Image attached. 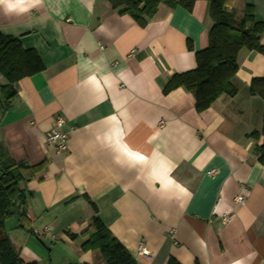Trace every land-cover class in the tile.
I'll return each instance as SVG.
<instances>
[{"label":"crops","instance_id":"obj_1","mask_svg":"<svg viewBox=\"0 0 264 264\" xmlns=\"http://www.w3.org/2000/svg\"><path fill=\"white\" fill-rule=\"evenodd\" d=\"M245 5L263 25L264 48V0L227 11L240 16ZM208 6L160 5L143 27L107 0H0V33L44 65L13 85L9 102L0 94V148L15 163L45 165L22 185L25 223L4 224L24 263L105 264L98 250L81 249L96 216L136 264H264V163L254 153L263 137H251L264 100L249 92L264 77V53L240 51L235 96L202 113L184 88L162 92L196 68ZM56 116L68 137L60 156L44 139ZM242 185L246 201L235 206Z\"/></svg>","mask_w":264,"mask_h":264},{"label":"trees","instance_id":"obj_2","mask_svg":"<svg viewBox=\"0 0 264 264\" xmlns=\"http://www.w3.org/2000/svg\"><path fill=\"white\" fill-rule=\"evenodd\" d=\"M112 9L121 15H128L138 25L143 26L156 16L158 7L165 5L170 9L180 7L192 11L198 0H107ZM208 3V15L212 22L207 33V46L195 53L194 70L174 74L166 82L162 92L168 94L177 88H184L194 97L197 113L207 110L221 95L233 97L236 89L231 81L235 76L237 55L240 51L264 53L260 44L263 25L254 18L252 6L245 5L240 16L227 11L237 0H203ZM44 70V65L36 51L24 49L14 37L0 33V76L7 82L0 86V94L7 103L15 96L13 85L20 79L35 75ZM252 95L264 100V77L253 79L249 88ZM262 126L259 133L252 132L251 137H263L262 144L254 149L260 163H264V108ZM45 169L44 163L30 166L15 163L0 148V264H37L24 263L20 254L14 250L4 230L5 222L17 216L22 226L26 221L27 193L23 184L31 180L36 173ZM70 238L77 236L70 234ZM86 238L81 249L84 252L98 250L105 264H136L130 253L111 234L100 218L93 217L91 225L81 234ZM168 264H178L170 259Z\"/></svg>","mask_w":264,"mask_h":264},{"label":"built area","instance_id":"obj_3","mask_svg":"<svg viewBox=\"0 0 264 264\" xmlns=\"http://www.w3.org/2000/svg\"><path fill=\"white\" fill-rule=\"evenodd\" d=\"M1 77V76H0ZM64 118L62 116H56L53 119L51 129L45 135L46 146L53 149L55 154L60 156L62 153L66 152L68 149L67 145V134L63 132L62 127L64 125ZM162 122H160V125ZM211 174V173H209ZM247 189L242 185L240 186V192L234 196L233 204L236 206H243L246 201ZM230 217L228 215H222L221 222L223 224L228 223ZM51 227L46 228V231H51ZM138 254L140 256H147V251L142 244L138 247Z\"/></svg>","mask_w":264,"mask_h":264}]
</instances>
